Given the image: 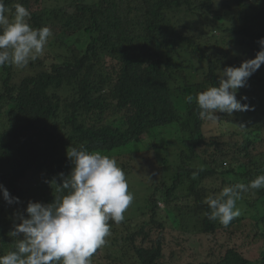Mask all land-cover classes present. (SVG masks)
<instances>
[{
	"label": "trees",
	"instance_id": "1",
	"mask_svg": "<svg viewBox=\"0 0 264 264\" xmlns=\"http://www.w3.org/2000/svg\"><path fill=\"white\" fill-rule=\"evenodd\" d=\"M15 3L54 37L27 68H0V182L19 198H0V254L28 202L57 195L67 147L84 144L143 195L110 222L92 264H264V189L244 195L226 228L204 203L264 173V64L237 91L248 111L210 122L186 102L260 50L264 0H5ZM142 156L155 165L138 180Z\"/></svg>",
	"mask_w": 264,
	"mask_h": 264
},
{
	"label": "clouds",
	"instance_id": "2",
	"mask_svg": "<svg viewBox=\"0 0 264 264\" xmlns=\"http://www.w3.org/2000/svg\"><path fill=\"white\" fill-rule=\"evenodd\" d=\"M216 2V0H214ZM31 13L20 3L12 8L0 0V68L25 69L38 60L54 37L48 26L33 27ZM260 50L239 66H226L218 73V81L186 102H195L197 117L215 122L217 113L231 116L234 112L250 110L237 99V91L246 87L248 79L264 64V37L258 41ZM241 129L245 128L240 124ZM66 156L71 162L69 174H59L60 182H50L57 195L50 203L29 201L25 214H19L8 235L12 247L0 254V264H92L96 251L111 234V224H120L134 201L125 172L116 159L100 151H89L84 144L69 146ZM198 173H193V179ZM264 189V173L248 183L235 182L224 186L218 194L209 195L205 216L209 221L228 227L241 215L238 202L245 194ZM0 194L6 203H19L0 184Z\"/></svg>",
	"mask_w": 264,
	"mask_h": 264
},
{
	"label": "rangeland",
	"instance_id": "3",
	"mask_svg": "<svg viewBox=\"0 0 264 264\" xmlns=\"http://www.w3.org/2000/svg\"><path fill=\"white\" fill-rule=\"evenodd\" d=\"M49 48H48V44L46 45V48H45V50H48ZM16 69V68H15ZM16 70H18V69H16ZM153 165H155V164H153V163H151V161H150V159H148V158H146V157H144V156H142V157H140V159H138V170H139V176H138V174H136V173H134L133 175H134V177L135 178H137L138 180H140V179H146L145 177L147 176V174L146 175H143V174H141V171H145V172H148V171H153ZM135 181V180H134ZM128 182V181H127ZM0 184H2V185H4V187L5 188H7L6 187V184L5 183H3V182H0ZM139 186L140 185H138L137 186V188H135V187H129V189H131L132 191H136L138 188H139ZM133 188H135V190H133ZM133 194H134V200L135 199H143V195H135V193L134 192H132ZM2 197V194H0V198ZM133 204H134V201H133V203L129 206V208L127 209V211L125 212V217H129L130 215H131V211H129L130 210V207L131 206H133ZM137 220H139V216H138V218H137ZM250 228V227H249ZM185 244V243H184ZM184 249L186 250V251H188V252H190V253H192L193 252V250L188 246V244H187V242H186V244H185V246H184ZM203 250V249H202ZM249 250L253 253V252H255V251H257V248H256V246L255 245H252V246H250L249 247ZM250 251H249V253H250ZM186 260L185 259H183L181 262H179L178 264H182V263H184Z\"/></svg>",
	"mask_w": 264,
	"mask_h": 264
}]
</instances>
